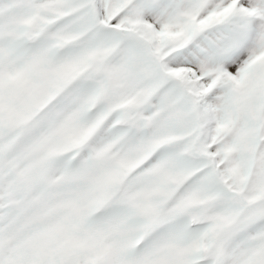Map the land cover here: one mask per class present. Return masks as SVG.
Wrapping results in <instances>:
<instances>
[{
    "label": "snow or ice",
    "instance_id": "snow-or-ice-1",
    "mask_svg": "<svg viewBox=\"0 0 264 264\" xmlns=\"http://www.w3.org/2000/svg\"><path fill=\"white\" fill-rule=\"evenodd\" d=\"M0 264H264V0H0Z\"/></svg>",
    "mask_w": 264,
    "mask_h": 264
}]
</instances>
